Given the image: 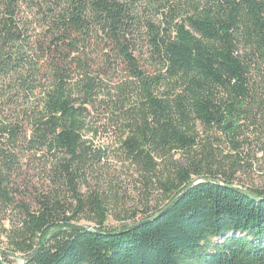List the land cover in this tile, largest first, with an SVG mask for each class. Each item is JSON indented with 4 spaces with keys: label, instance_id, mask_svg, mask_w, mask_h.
Segmentation results:
<instances>
[{
    "label": "trees",
    "instance_id": "obj_1",
    "mask_svg": "<svg viewBox=\"0 0 264 264\" xmlns=\"http://www.w3.org/2000/svg\"><path fill=\"white\" fill-rule=\"evenodd\" d=\"M227 121L234 153L250 129L264 144V0H0V206L23 264H264V189L218 180ZM96 137L144 171L182 154L176 195L106 229ZM33 159L35 209L15 199Z\"/></svg>",
    "mask_w": 264,
    "mask_h": 264
},
{
    "label": "rangeland",
    "instance_id": "obj_2",
    "mask_svg": "<svg viewBox=\"0 0 264 264\" xmlns=\"http://www.w3.org/2000/svg\"><path fill=\"white\" fill-rule=\"evenodd\" d=\"M229 124V129H225ZM232 127V123L227 121L223 130L213 131V136L219 139V158L225 159L222 164L225 165L226 176H221L218 180L226 178L232 186L239 189H264V144L261 143L259 128L246 132L250 140L248 147L244 145L236 154L228 142L232 136L223 134L224 130L227 133ZM201 135L203 139L204 134ZM90 140L93 147L107 150L103 167L97 169V174L93 177L95 179L89 180L91 188L98 190L104 203L106 229L118 230L146 215L154 214L176 195L177 190L173 189L171 184H175L178 179L172 170L186 167L187 159L182 154L174 152L164 161L157 160V166L153 170L144 171L140 164H133L124 159L118 152L117 144L109 138L96 137ZM225 155L227 157L223 158ZM41 163L43 164L39 160H30L24 166L21 179L15 188L16 201H23L31 209L36 208L35 199L47 187V177L43 173ZM202 176H205V173ZM191 178L193 182L199 180L196 175H191ZM97 180L100 182L96 183ZM83 190L84 188L82 192ZM15 214L13 209L5 210L0 206V255L5 264H22L26 257L24 253L14 251L7 242L5 230L15 221ZM134 214L136 216L132 218ZM72 225L95 226L94 222L86 220L85 217H80Z\"/></svg>",
    "mask_w": 264,
    "mask_h": 264
},
{
    "label": "water",
    "instance_id": "obj_3",
    "mask_svg": "<svg viewBox=\"0 0 264 264\" xmlns=\"http://www.w3.org/2000/svg\"><path fill=\"white\" fill-rule=\"evenodd\" d=\"M229 127H230V124L227 125L225 129H229ZM35 254H36V251H35L31 256H29L28 258H26V260H25V258H24V259H23V263H24L25 261L30 262V261L32 260V258L34 257ZM23 263H22V264H23Z\"/></svg>",
    "mask_w": 264,
    "mask_h": 264
}]
</instances>
